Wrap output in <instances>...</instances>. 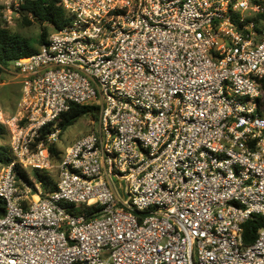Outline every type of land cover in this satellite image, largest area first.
<instances>
[{"label": "built area", "instance_id": "built-area-1", "mask_svg": "<svg viewBox=\"0 0 264 264\" xmlns=\"http://www.w3.org/2000/svg\"><path fill=\"white\" fill-rule=\"evenodd\" d=\"M58 1L69 23L11 63L20 109L0 108V264H264V223L243 240L264 220V0ZM1 2L8 28L24 0ZM72 105L97 129L45 194L15 168L52 172Z\"/></svg>", "mask_w": 264, "mask_h": 264}, {"label": "trees", "instance_id": "trees-1", "mask_svg": "<svg viewBox=\"0 0 264 264\" xmlns=\"http://www.w3.org/2000/svg\"><path fill=\"white\" fill-rule=\"evenodd\" d=\"M20 9L24 18L28 19L29 15H31L36 22L41 24L42 33L38 40L26 39L6 28L0 16V73L3 68H9L13 61L37 54L40 47L47 43L49 37L48 31L50 29L59 31L69 23V17L58 0H24ZM261 84L264 93V78ZM262 105L264 106V95ZM98 113L99 110L96 107L72 105L58 120V128L61 130V135L75 126L82 118L91 117L98 120ZM51 132V128L44 130L42 139H46L47 135ZM5 137H9L8 131L4 126L0 125V139ZM50 151L53 162L59 163L62 160L63 152L58 149L56 144L50 146ZM13 160L14 158L9 147H0V163L8 165ZM15 173L18 179L25 184L33 187L36 184L40 185L45 194L52 193L57 189L58 181L55 182L49 172L38 170L26 171L16 167ZM93 210L99 211L100 207L94 206ZM5 213L6 204L0 199V217L4 216ZM263 223V218L255 215L243 225L245 246H250L256 242L258 231L262 228Z\"/></svg>", "mask_w": 264, "mask_h": 264}, {"label": "rangeland", "instance_id": "rangeland-1", "mask_svg": "<svg viewBox=\"0 0 264 264\" xmlns=\"http://www.w3.org/2000/svg\"><path fill=\"white\" fill-rule=\"evenodd\" d=\"M14 8L15 5H12V10H14ZM3 10L4 5L0 0V16L3 15ZM15 15L13 16L14 25L8 27V29L26 39L38 40L42 33L41 24L29 17L28 19H26V17L24 18L23 15H20L18 18ZM48 32V35L50 36L54 32V30L50 29ZM0 75V108L7 116V118H15L19 113V104L22 97L21 79L18 77V74L12 70L11 67L3 69ZM96 129L97 120L92 119L91 117L82 118L75 126L68 129L63 135L59 137L56 145L61 152H64L72 143L79 140L83 136L95 132ZM9 144V137L0 139V147L8 148ZM54 165L55 167L51 172V177L56 182L58 181L59 176L57 170L58 163L54 162Z\"/></svg>", "mask_w": 264, "mask_h": 264}, {"label": "crops", "instance_id": "crops-1", "mask_svg": "<svg viewBox=\"0 0 264 264\" xmlns=\"http://www.w3.org/2000/svg\"><path fill=\"white\" fill-rule=\"evenodd\" d=\"M22 85V84H21ZM21 94H22V86H21Z\"/></svg>", "mask_w": 264, "mask_h": 264}]
</instances>
